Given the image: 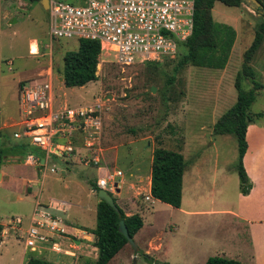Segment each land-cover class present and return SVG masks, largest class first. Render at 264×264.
Wrapping results in <instances>:
<instances>
[{
  "label": "rangeland",
  "instance_id": "rangeland-1",
  "mask_svg": "<svg viewBox=\"0 0 264 264\" xmlns=\"http://www.w3.org/2000/svg\"><path fill=\"white\" fill-rule=\"evenodd\" d=\"M257 8L251 0H243L237 7L215 3L213 19L233 26L236 31L232 52L223 69L187 64L168 84L182 48L174 58L156 65L154 61H145L130 66L114 62L103 51L99 55L97 79L80 87H67L58 80L63 55L77 50L79 40L50 39L48 13L39 0H0V140L11 148L16 146L10 133L17 128L13 123L19 115V94L24 86L51 78L53 109L62 105L78 107L98 103L105 160L110 168L121 169L123 195L135 202L136 210L145 212V221L134 240L138 251L127 245L108 264H154L150 258L170 264H200L206 256L220 252L219 246L210 241L218 233L210 220L187 216L169 204L146 198L152 152L158 146L179 150L186 160L188 173L201 161L192 185L189 186L188 178L186 180V191L182 195L184 208L189 205L194 208L197 204L235 206L239 193L237 140L234 134H215L213 125L236 100L234 78L241 67L243 52L262 21ZM34 41L37 52L31 53ZM251 65L262 88L250 110L264 112V37ZM242 86L248 90L249 80L243 81ZM151 87H155V92L150 91ZM10 113L15 116L9 117ZM255 122L264 123V117ZM83 164L81 158L73 156L50 158L46 175L40 174L41 202L64 198L71 203H90L94 207L98 197L94 190V194H90L87 178L95 180L96 172ZM64 166L67 167L65 174L61 173ZM51 167L58 170L50 172ZM250 169L252 172L253 167ZM211 200L216 203L212 204ZM32 207L31 198L11 191L0 182V221L7 230L0 244V264H27L28 258L39 255L27 250L21 259L22 230L28 225ZM85 215L87 225L95 223L94 212ZM16 217L22 219L21 224L13 222ZM174 225L176 230H173ZM235 231L239 234L233 236L231 242L242 249L247 236L241 227L236 226ZM202 237L210 239L206 240L210 243L202 249L196 248V241ZM39 256L55 263L69 262L68 257L50 251Z\"/></svg>",
  "mask_w": 264,
  "mask_h": 264
},
{
  "label": "built area",
  "instance_id": "built-area-1",
  "mask_svg": "<svg viewBox=\"0 0 264 264\" xmlns=\"http://www.w3.org/2000/svg\"><path fill=\"white\" fill-rule=\"evenodd\" d=\"M194 9V0H48V36L52 40H97L101 52L120 65L159 63L174 58L180 44L192 34ZM53 99L51 78L24 86L18 98L20 117L13 123L17 126L13 138L41 150L43 161L71 157L82 150L83 163L97 171V187L116 192L124 174L121 169L110 168L105 160L98 103L53 109ZM77 139L81 140L80 147ZM28 158L41 160L34 155ZM57 170L50 168L51 172ZM66 205L58 199L35 203L23 230L27 249L76 254L78 248L69 237L64 217ZM13 222L21 224L22 219L16 217Z\"/></svg>",
  "mask_w": 264,
  "mask_h": 264
},
{
  "label": "trees",
  "instance_id": "trees-1",
  "mask_svg": "<svg viewBox=\"0 0 264 264\" xmlns=\"http://www.w3.org/2000/svg\"><path fill=\"white\" fill-rule=\"evenodd\" d=\"M71 3L77 0H67ZM243 0H194V24L192 34L180 44L183 49L173 65V74L167 80L171 83L175 73L187 64L194 66L223 69L225 68L233 44L236 31L233 26L215 21L212 9L216 2L225 6L237 7ZM82 2V1H81ZM262 21L255 31L251 44L244 50L240 69L234 78V88L237 95L235 102L224 111L213 125L215 134H234L237 140L238 157L236 170L239 178V192L249 193L252 182L244 168L243 156L247 150L246 131L249 124L264 117V112H251L250 107L255 101L262 84L255 79V71L251 65L252 58L264 37V5L257 8ZM101 53L97 40L79 39L78 49L67 51L63 55L61 76L67 87H80L97 79V66ZM168 59V58H167ZM166 59V60H167ZM156 65L158 62H152ZM249 80V88L244 89L243 81ZM18 152L22 155H34L42 158L44 153L28 143L19 142ZM3 145L0 144V165L4 156ZM186 168V160L179 150L156 147L152 152L150 168V195L166 204L179 208L182 201V182ZM88 184L97 194L99 188L95 180ZM112 195V193L110 192ZM114 198V197H113ZM116 203V200L114 198ZM117 204V203H116ZM118 206V204H117ZM119 207V206H118ZM118 214L108 203L99 199L96 205V223L90 232L94 235V245L97 247V258L93 264H108L109 261L128 244L126 237L119 231V220L123 219L131 237L143 226V219L138 213L126 215L119 207ZM3 226L0 223V240ZM154 264H170L155 261ZM27 264H56L43 258L31 256ZM204 264H244L239 260L224 256H209Z\"/></svg>",
  "mask_w": 264,
  "mask_h": 264
},
{
  "label": "crops",
  "instance_id": "crops-1",
  "mask_svg": "<svg viewBox=\"0 0 264 264\" xmlns=\"http://www.w3.org/2000/svg\"><path fill=\"white\" fill-rule=\"evenodd\" d=\"M36 52H37V45H36V51L34 53ZM31 53H33L32 45H31ZM58 80L61 83H63L62 76L58 77ZM18 109H19V105H18ZM7 115L9 117L15 116L12 113ZM16 117L17 118H15L14 120L19 119L20 112L19 115ZM13 131H15V129ZM13 131H11L10 133L12 138H13L12 136ZM246 140L248 146L243 156V165L252 182V187L249 193L243 195L239 192L237 195V201L235 202V206H227L225 203V205L223 204L220 207H215L212 205L208 207L197 204L194 208L193 205H189L188 208L187 207L184 208L183 207L184 198L182 196L181 205L178 209L187 216L195 215L197 219L210 220L212 227L218 229V233L216 237L212 238L211 240L205 237L198 238V240L196 241V248L202 249L203 245H208L210 243V242H206V240H210L213 244L219 246L220 252L217 254L218 256L224 255V257L239 260L244 264H264V123L253 122L249 124L246 131ZM20 141L22 140H17L13 138V144H15L16 146L11 148L10 145L5 144L3 143V141L0 140V144L3 145L2 147L4 149V156L2 158V163L0 166L1 167L0 182L7 185L11 191L24 194L25 196L31 198L33 200V207H34L37 201H41L39 199V193H40L39 187H41L42 185V180H40V174L42 173L43 176L46 175L47 165L49 160L43 161L42 159L43 157H42L39 163V162H34L31 158H28L29 155H22L21 153L18 152ZM76 141L78 146L80 147L81 140L77 139ZM8 146L10 147L6 148ZM8 149L14 150V152L7 153L6 150ZM81 153L82 150H79L77 154L74 155L73 157L80 158ZM62 160L64 161V163L68 162L66 161L67 159L66 160L62 159ZM200 163L201 161L198 160L197 163L194 165V167L191 169V171H189V173L186 165L183 174L182 195H183V191H186L187 178L189 179L188 181L189 186H191L192 183L194 182V178L197 177L198 175L197 170H199ZM83 165L86 168H90L87 167L85 164ZM250 166L253 167L252 172ZM66 172H67V167L64 166V168H62L61 170V173L65 174ZM95 172L96 173L94 179L97 175L96 169ZM99 174L101 175L102 171H100ZM88 180H93V179L87 178V181ZM197 180L198 179H196V181ZM71 181H73V179H71ZM258 181L260 185L258 184ZM120 187L115 193H112L113 197L116 200V203L124 211L126 215L138 213L142 217L144 223L145 212L139 209L136 210V207L134 205L135 202L132 200L129 201V198H126L123 195V190ZM89 191L90 194H94L91 186ZM146 198L152 199V201L157 200L150 195V177H149L148 194L146 195ZM54 199L64 200L67 203L65 207L66 211L64 213V216L68 224V231L70 235L69 237L78 248L77 250H75L76 253L75 255H64V254H57L54 252L57 255H61L69 258L68 263H61L59 261L56 264H90L92 261H95V259L97 258V247L94 245V235L90 232V230L94 228L96 220L94 224L87 225L85 223V219H86L85 214L86 212L92 211L94 212L96 218V205L98 201L97 200L95 201V203L93 204L95 205L94 207L90 206L89 205L90 203L88 204H82L81 202L71 203L70 200H66L64 198H49L47 201H44V203ZM211 201L212 204L216 203V201L214 200ZM132 210H136V211H132ZM0 223L3 226V230L1 232V240H0V244H1L2 236L4 232H6L7 230L1 221ZM236 226L241 227L242 233L245 232V235L247 236V239L243 242L244 247H242V249L234 247V244H232L231 242L232 239L239 234V232L236 233V231L234 233V229ZM173 230H176V225H174ZM136 234L133 237L134 240ZM127 245L131 246L130 244H126L120 250H125ZM152 246L153 245L151 243L148 247L151 248ZM27 250L29 249H27L23 244L21 259L24 257ZM29 251L32 253L42 255L44 252L50 250L38 249L36 251L33 250H29ZM39 255L35 257L42 258ZM208 257L209 256L203 258L200 264H204V262ZM22 262L24 261L22 260ZM184 264H188V263H184Z\"/></svg>",
  "mask_w": 264,
  "mask_h": 264
},
{
  "label": "water",
  "instance_id": "water-1",
  "mask_svg": "<svg viewBox=\"0 0 264 264\" xmlns=\"http://www.w3.org/2000/svg\"><path fill=\"white\" fill-rule=\"evenodd\" d=\"M43 9L47 11L48 9V0H39ZM256 7H261L264 5V0H251ZM12 22V21H11ZM155 87H151L150 91L155 92ZM97 197L99 199L104 200L106 203H108L118 214L120 213L119 207L114 201L113 195L110 194V192L106 189H99L97 192ZM119 231L126 237L128 244H130L135 251H138V246L135 243L133 237H131L127 231V227L125 225V222L123 219L119 220L118 225Z\"/></svg>",
  "mask_w": 264,
  "mask_h": 264
},
{
  "label": "bare ground",
  "instance_id": "bare-ground-1",
  "mask_svg": "<svg viewBox=\"0 0 264 264\" xmlns=\"http://www.w3.org/2000/svg\"><path fill=\"white\" fill-rule=\"evenodd\" d=\"M36 51V42L34 41L32 43V52L34 53Z\"/></svg>",
  "mask_w": 264,
  "mask_h": 264
}]
</instances>
